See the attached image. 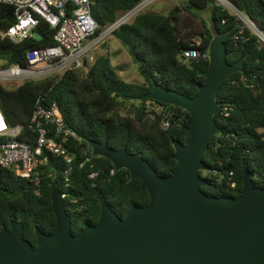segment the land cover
<instances>
[{
    "label": "trees",
    "instance_id": "trees-1",
    "mask_svg": "<svg viewBox=\"0 0 264 264\" xmlns=\"http://www.w3.org/2000/svg\"><path fill=\"white\" fill-rule=\"evenodd\" d=\"M92 15L99 25L97 34L113 24L145 0H90ZM264 34V0H231ZM68 17L73 5L67 3ZM16 7L0 3V68L13 65L26 67L28 52L54 46L56 30L47 21L40 24L33 37L15 44L2 38V33L16 19ZM244 33L240 35V31ZM228 33L227 60L230 64L244 61L242 73L228 77L218 96L221 106L217 113L220 133L210 141L205 155L209 169L201 175L208 185L203 191L209 196L237 197L243 190V161L245 160L257 186L264 187V44L236 17L224 11L213 0H177L165 14L157 11L141 12L130 24L114 32V37L138 64L143 84L122 80L106 56L86 61V68L75 69L63 76H51L39 81H24L14 89L0 85V110L11 128L22 127L19 140L34 146L37 133L30 128L38 105L51 107L56 103L66 127L81 141L70 139L64 143L74 155L70 197L78 199L73 211L65 200L71 216L72 233L78 234L85 224L96 225L101 216V200L121 218L132 206H146L150 194L142 189L138 179H131L127 170L116 171L105 158H94L95 167L86 162L91 155L90 143H107L115 150L127 147L130 153H142L161 176L171 175L178 166L173 159L172 140L186 144L191 117L183 109L141 98L153 88V82L178 93L194 97L209 70V60L181 59L191 49L209 51L214 33ZM238 36V43L233 38ZM246 77L248 85H230L229 81ZM252 85V86H251ZM229 104V117L222 109ZM171 107L176 116L168 130L160 125L161 112L151 107ZM53 137V133H51ZM61 141V139H57ZM62 159L51 156L47 166L38 171L40 194L33 183L21 179L11 170L0 166V230L10 229L12 221L22 222L25 238L35 247L36 230L51 235L57 230L52 208V185L57 183L64 192ZM93 171L100 172L96 180L89 179ZM233 172V175H231ZM232 184H235L232 187Z\"/></svg>",
    "mask_w": 264,
    "mask_h": 264
},
{
    "label": "water",
    "instance_id": "water-1",
    "mask_svg": "<svg viewBox=\"0 0 264 264\" xmlns=\"http://www.w3.org/2000/svg\"><path fill=\"white\" fill-rule=\"evenodd\" d=\"M228 33L215 32L209 47V70L198 93L190 97L153 82L149 100L172 105L191 117L186 144L173 139L177 169L161 176L142 153L127 147L115 150L91 142L95 156L109 160L116 171L127 170L150 194L144 207L132 206L125 218L101 200L96 225L72 233L71 216L57 183L52 185V208L57 230H36V247L25 238L22 222L0 230V264H264V187L256 185L243 161V190L237 197L209 196L201 175L208 171L205 155L220 133L218 100L224 82L242 73L244 61L227 60Z\"/></svg>",
    "mask_w": 264,
    "mask_h": 264
},
{
    "label": "built area",
    "instance_id": "built-area-1",
    "mask_svg": "<svg viewBox=\"0 0 264 264\" xmlns=\"http://www.w3.org/2000/svg\"><path fill=\"white\" fill-rule=\"evenodd\" d=\"M158 1H143L136 8L121 14L113 24L97 34L99 25L92 15L90 0H0V3H10L16 7L15 22L2 33L3 39H8L15 44L24 42L34 36L41 19L47 21L51 28L56 30L55 45L28 52L26 67L13 65L0 68V85L6 88H16L24 81H39L51 76H63L75 69H87L86 61L93 51L108 42L116 30L125 24L132 23L142 10L153 6ZM213 1L229 15L236 17L264 44L263 32L231 0ZM67 3L73 5L72 16L69 17ZM243 33L244 30H241L240 35ZM233 41L237 47L238 36H235ZM199 58L209 60V51L201 53L200 50L191 49L181 56V59L198 60ZM229 84L250 85L247 78L243 76L229 81ZM150 111L161 112L163 118L160 120V125L164 130L170 128L171 121L176 116V112L171 107H151ZM231 111L232 107L227 104L222 109V115L229 117ZM30 128L37 133L34 146L18 139L22 127L11 128L0 110V166L13 171L19 178L33 183L36 193L40 194L41 179L38 171L48 165L51 156L62 159L66 164L62 198L64 201H69L73 211L83 209L84 206H74L78 203V199L70 197L68 192L71 188L72 165L75 157L64 146V143L70 139L79 142L81 139L74 131L66 127L63 114L56 103L51 107L38 105ZM90 152L91 155H87L86 161L81 166L89 162L92 163V167H95L94 158L100 157L93 154L91 147ZM115 172L114 168L111 174ZM99 174L100 172L93 171L89 179L96 180ZM234 186L235 184H232V187Z\"/></svg>",
    "mask_w": 264,
    "mask_h": 264
},
{
    "label": "rangeland",
    "instance_id": "rangeland-1",
    "mask_svg": "<svg viewBox=\"0 0 264 264\" xmlns=\"http://www.w3.org/2000/svg\"><path fill=\"white\" fill-rule=\"evenodd\" d=\"M174 3L175 0H159L153 6L148 7L141 12L155 11L153 9L158 8V10H156L157 12L165 14L174 7ZM118 18H120V15ZM98 56L109 57L120 78L125 82L137 85L143 84L144 79L139 72L138 64L130 56L121 42L114 36L111 37L104 45L92 52L89 57V62L93 63Z\"/></svg>",
    "mask_w": 264,
    "mask_h": 264
},
{
    "label": "crops",
    "instance_id": "crops-1",
    "mask_svg": "<svg viewBox=\"0 0 264 264\" xmlns=\"http://www.w3.org/2000/svg\"><path fill=\"white\" fill-rule=\"evenodd\" d=\"M176 3H177V1L175 0V3H174V5H175ZM153 10H155V11H156V10H158V8H154Z\"/></svg>",
    "mask_w": 264,
    "mask_h": 264
}]
</instances>
